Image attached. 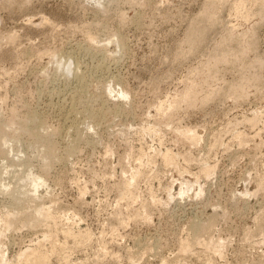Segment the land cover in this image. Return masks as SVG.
<instances>
[{
  "label": "rangeland",
  "instance_id": "obj_1",
  "mask_svg": "<svg viewBox=\"0 0 264 264\" xmlns=\"http://www.w3.org/2000/svg\"><path fill=\"white\" fill-rule=\"evenodd\" d=\"M223 1L0 0V137L20 139L7 142V156H0V256L6 264H16L31 249L45 254V264H264V186L256 182L264 180V15L257 0H245L242 11L251 12L234 11L239 15L233 12L236 0ZM214 7L215 21L199 20ZM200 26L204 35L191 41ZM9 33H15L13 41ZM229 35L232 49L251 40L242 61L260 62L259 69L246 71L259 82L246 86L243 97L229 89L238 81L241 60L219 61L212 72L205 66L214 41ZM61 51L71 57V69L80 63L90 106L107 98V112L95 129L85 128L83 115H70L72 105L80 109V96L74 69L67 73L64 59L57 61ZM191 81L210 97L174 110L172 121L161 116L157 106ZM108 86L125 88L128 96L107 97ZM115 106L124 110L113 113ZM28 111L42 120L40 132L53 137L59 156L65 157L69 139L78 133L88 143L81 138L68 159L47 161L42 145H30L21 131ZM71 119L79 121L80 132L69 126ZM177 125L196 128L198 145L179 138ZM165 149L178 154L175 164L163 163L159 153ZM204 163L214 166L210 175L200 171ZM30 171L47 178L35 194L24 180ZM185 181L191 189L178 195ZM245 189L249 194L240 195ZM11 193L21 200L12 201ZM142 205L145 213L135 216ZM40 208L55 221L27 219ZM213 220L200 239L208 246L221 241L219 254L192 246V237L186 253L180 252L188 226L203 228ZM69 227L88 240L76 242L65 233ZM54 239L65 242L62 251H53Z\"/></svg>",
  "mask_w": 264,
  "mask_h": 264
},
{
  "label": "bare ground",
  "instance_id": "obj_2",
  "mask_svg": "<svg viewBox=\"0 0 264 264\" xmlns=\"http://www.w3.org/2000/svg\"><path fill=\"white\" fill-rule=\"evenodd\" d=\"M223 1V0H222ZM256 1V0H255ZM254 1V2H255ZM259 1V2H258ZM224 2V1H223ZM246 2H248V1H245V0H236L235 1V3L233 4L232 3V5H233V12L235 11V12H238V11H242L244 8V6H245V3ZM250 2H251V0H250ZM249 2V3H250ZM257 2L259 3L258 5L260 6V9H259V13H261V16L262 15H264V0H257ZM256 3V2H255ZM248 4V3H247ZM216 7H217V5H216ZM216 7H214L211 11H209V10H203V13H201V15H200V17H199V20L200 21H206L207 20V22H209V20H212V21H215L216 20V12H215V10H216ZM218 8V7H217ZM230 8V7H229ZM243 8V9H242ZM241 9V10H240ZM248 9V11H250L251 12V10H249V8H247ZM218 10V9H217ZM231 10V9H230ZM247 10L246 11H242V13H245L246 14V12H248ZM234 12V13H235ZM250 12H248V13H250ZM240 14V15H243V14ZM247 13V14H248ZM256 13V12H255ZM235 14H238L239 15V13H235ZM234 14V15H235ZM245 14L243 15V16H245ZM250 14H248V16H249ZM198 15H196V17H197ZM245 19H246V17H244ZM46 19V18H45ZM44 19V20H45ZM48 19V18H47ZM209 19V20H208ZM247 19H249V18H247ZM43 20V19H42ZM217 20H219V19H217ZM46 21V20H45ZM202 21V22H203ZM48 22V21H47ZM210 23V22H209ZM211 23H213V22H211ZM215 23H217V22H215ZM214 24V23H213ZM218 24V23H217ZM252 24V23H251ZM251 27V26H250ZM233 28V27H232ZM253 28V27H252ZM194 31H193V37H192V39H191V41L193 40V41H196L197 39L199 40V38L200 37H202L203 35H204V33H205V31H204V26H200V27H197L196 29H193ZM233 31V30H232ZM249 31V30H248ZM255 31V30H254ZM250 32H252V30H250ZM239 33V32H238ZM246 33V32H245ZM255 34V33H254ZM242 35H244V34H242ZM246 35V34H245ZM244 35V36H245ZM247 35H249V33H247ZM247 35L245 36V37H247ZM251 35H253V33L252 34H250L249 35V37L251 36ZM228 36V35H227ZM7 37H8V40H10V41H13L14 40V38H15V33H9L8 35H7ZM226 37V36H225ZM241 37V36H240ZM254 37V36H253ZM227 38V37H226ZM231 38L232 37H230V35H229V37H228V39H222L219 43L217 42L216 44H215V41H214V45L213 46H211L210 47V52H211V56L210 57H212V59H210V60H206L205 61V66H206V68L207 69H209V70H211V69H213L214 67H215V65L217 64V62H219V61H223V60H226L227 59V61H229V64H233V63H236V61H237V63H240L241 62V64L240 65H242V68H241V71L238 73V75L240 74V76H239V78H238V81L236 82V83H231V84H233V85H231V87L229 88L230 89V93H233V94H235V96H241V97H243L244 95H246V94H244V92H245V87L246 86H248V85H250V84H252V85H256L259 81H258V76H255V74H247V72L250 70L249 68H256L257 67V69H259V63L260 62H258L259 60L258 59H256V60H249L250 62H244V61H242L243 60V52H245L244 50H246V48H251V46L252 45H250L249 46V43L251 42V40H250V42H249V40H247L246 39V41L245 40H243L244 42H247L248 43V46H247V44L244 46L243 44V46L242 45H240L241 43L239 42V45L240 46H242V47H238V48H236V49H232V47L230 48V40H231ZM236 39V38H235ZM234 39V40H235ZM238 39V38H237ZM233 40V41H234ZM239 40V39H238ZM243 41H241V42H243ZM253 41V40H252ZM189 43H190V41H188ZM234 43V42H233ZM251 44V43H250ZM253 44H255L254 42H253ZM190 45V44H189ZM191 45H193L192 44V42H191ZM191 45H190V47H191ZM235 45V44H234ZM28 48V47H27ZM209 51V50H208ZM247 52V51H246ZM58 53V52H57ZM62 53V51L60 52V53H58L57 54V57H58V62H60L62 59H64V66H65V72H71L70 70H72V69H74V73H75V75L76 76H74V77H76L75 79H76V87L78 88V92L77 93H79V95H78V97H75V100H77L76 98H78V102H79V104L77 103V105H79L80 106V109L78 110V108H76V107H74V103H73V100H72V103L74 104V105H72L73 106V108H72V106L70 107V108H72L71 109V114L70 115H74V114H80V116H82L83 115V117H85L86 119L84 120V121H86V120H88L87 122L88 123H86V122H84V121H81V122H84V124L86 123L87 124V127H85V128H88V129H95V126L96 125H98V123L100 122L101 123V120L102 119H104L103 117L105 116V114H106V109L104 108V103L106 102V100H107V98H105L106 100H105V102L104 103H102L103 105H98V107H93V106H90V99L88 98V97H86V96H88V95H84L85 94V92H86V94H87V91H85V90H87V88H86V86H87V83H86V79H85V75H84V73L83 72H81V70H80V63L78 64L77 63V61L76 62H74V63H76L75 65H74V67L71 69V63H72V59H71V57L69 56V57H67L66 58V55L64 56L63 54H61ZM47 54V53H46ZM67 54V53H66ZM208 54H209V52H208ZM212 54H213V56H212ZM68 55H69V53H68ZM210 55V54H209ZM208 55V56H209ZM49 56V55H48ZM51 57H50V59L49 60H54L56 57V55H55V53L54 54H52L51 53V55H50ZM55 57V58H54ZM210 57H208V58H210ZM54 58V59H53ZM76 58V57H75ZM207 58V59H208ZM238 60L240 61V62H238ZM220 64V63H219ZM239 65V64H238ZM261 65V64H260ZM205 68V67H204ZM203 68V69H204ZM206 69V70H207ZM249 69V70H248ZM257 69H256V71H257ZM202 69H200V71H201ZM216 70H219V69H217L216 68ZM215 70V71H216ZM238 70V69H237ZM203 71V70H202ZM247 71V72H246ZM254 71V70H253ZM64 72V73H65ZM210 72H212V70L210 71ZM250 72V71H249ZM83 73V74H82ZM205 73H206V71H205ZM213 73H214V71H213ZM253 73V72H252ZM258 73V72H257ZM203 74H204V72H203ZM210 74V73H209ZM212 74V73H211ZM203 76V75H202ZM208 76V75H207ZM87 78V77H86ZM92 78V77H91ZM195 78V77H194ZM205 79V78H204ZM193 81H195V82H198L196 79H194ZM193 81H191V82H189V84L187 85V87L183 90V91H181L180 93H178V94H176V95H171V97H169L165 102H161L158 106H157V111H158V113L161 115V116H163V117H166V118H169V119H171V118H173L174 119V116H173V114H174V110H177L178 108H180L182 105H186V106H195L196 104H197V102L199 101L201 104L205 101V99H208L210 96L209 95H206V96H203V94L201 93V90L199 89V87L198 86H196V84L193 82ZM201 81V80H200ZM205 82V81H204ZM201 83V82H200ZM263 83V82H262ZM203 85V84H202ZM206 86V85H205ZM230 86V85H229ZM108 87H109V89H108ZM107 88H106V90H108V96L107 97H109V96H111V95H113V96H120V97H124V98H126L127 96H128V91L125 89V88H120V89H118V90H115L114 88H111L110 86H108ZM217 87V86H216ZM249 87V86H248ZM255 87V86H254ZM219 91V90H218ZM73 92V91H72ZM211 92V91H210ZM76 94V93H75ZM244 94V95H243ZM99 95V94H98ZM243 95V96H242ZM73 97V96H72ZM96 97V96H95ZM81 98V99H80ZM99 98V97H98ZM103 98V97H102ZM80 99V100H79ZM94 99V98H93ZM70 100V99H69ZM68 100V101H69ZM102 100V99H101ZM104 101V100H103ZM248 101V100H247ZM77 102V101H76ZM102 102V101H101ZM107 103V102H106ZM107 107V106H106ZM110 108V107H109ZM108 109V108H107ZM182 109V108H181ZM113 110V113L114 112H117V114L119 113V112H122L124 109L123 108H121V107H114V109H112ZM178 111V110H177ZM59 112V111H58ZM110 114V113H109ZM120 114V113H119ZM72 115V116H73ZM78 115H76V116H78ZM41 116V115H40ZM72 116H71V118H72ZM75 116V115H74ZM173 116V117H172ZM66 117V116H65ZM68 117V116H67ZM42 119H43V117H41ZM76 118V117H75ZM78 118V117H77ZM73 119H74V117H73ZM73 119H71V125H69V126H71L72 128H74L75 126H76V124L79 122H77L76 123V120H73ZM81 119H82V117H81ZM21 120V119H20ZM19 120V121H20ZM67 120V119H66ZM42 120H40L39 119V117H38V115L36 114V112L35 111H28L27 113H26V116H25V118L24 119H22V121H20L19 122V124H20V128H21V131L22 132H24V133H27L28 135H29V137H30V140H31V142H30V145H42V150L43 151H45V153H46V156H45V159L48 161V160H51V161H55V160H58L59 158H61V157H64V156H62V154H61V156H59V154H58V151H57V144L55 143V141L52 139L53 137H51L50 135H49V132H47L46 134L47 135H43L42 134V132H43V130H42V132H40V129H42L41 128V122ZM69 121V120H68ZM171 121H172V119H171ZM170 120H166V122H170V123H173V122H171ZM251 121V123L252 122H254V121H252V120H250ZM175 122V121H174ZM66 123V122H65ZM99 123V124H100ZM103 123V122H102ZM165 125H167L166 123H165ZM169 125H171V124H169ZM176 125V124H175ZM180 125V124H179ZM77 126H78V124H77ZM76 126V127H77ZM82 126V125H81ZM75 127V129H73L76 133H77V131L79 130H77V128ZM170 128V127H169ZM175 128V126L173 127V129ZM46 129V128H45ZM67 129V128H66ZM150 130H152L153 132H157V128L156 127H154V126H150V128H149ZM171 130H172V128H170ZM72 130V129H71ZM72 130V131H73ZM57 131H59V130H57ZM57 131H55V132H53V131H51V132H53V133H51V135H53V134H57ZM176 133H177V135H178V137L179 138H181L185 143H187V144H190V145H198V143L200 142V140H201V135L197 132V130H196V128H193V127H189V126H183V127H178V125H177V127H176V129L174 130ZM173 131V132H174ZM66 132H67V130H66ZM78 132H80V131H78ZM75 133V134H76ZM241 133V132H240ZM239 132L237 133V134H239V135H236V137L239 139V141H241V135L242 134H240ZM175 134V133H174ZM58 135H59V133H58ZM80 133H78V136L80 137ZM78 136H76V137H74L73 136V138H72V141L69 139V141H70V143L68 144V147H66L65 148V146H67V145H64V150H66V153H65V151H64V153H65V157L64 158H66V159H68L69 158V156L70 155H72V154H74L76 151H77V149H78V146H79V143H80V139L82 138V136H81V138L80 139H77V137ZM241 136V137H240ZM78 137V138H79ZM68 138H69V136H68ZM74 139V140H73ZM83 139V138H82ZM243 139V138H242ZM61 140H62V138H61ZM84 140V139H83ZM181 140V141H182ZM9 141H11V142H13V143H18V142H20V139L19 138H17V137H13V138H10V137H8V136H6L5 134H2L1 135V137H0V156L2 155L4 158L7 156V151H5L2 147L7 143V142H9ZM68 141V142H69ZM180 141V142H181ZM84 142L85 143H88V141L87 140H84ZM241 143V142H240ZM28 145H29V143H28ZM37 147V146H36ZM196 147V146H195ZM62 148V147H61ZM63 152V151H62ZM63 153V154H64ZM159 154H161V159H162V161H163V163L164 164H175L176 163V161L178 160V154L177 153H174L172 150H170V149H165V151L163 150L162 152L160 151V153ZM185 156H187V155H185ZM190 157V156H189ZM184 158H186V157H184ZM191 159V158H190ZM61 161H63V159H60ZM205 162V161H204ZM201 164V163H200ZM202 167H201V172L202 173H204L205 175H210L212 172H213V170H214V166H212V165H209L208 163H204L203 165H201ZM199 171V172H200ZM197 177V176H196ZM24 180H26L27 182H28V184H30V186H31V188H32V190H31V192H33V194H35V192H36V190L39 188V187H41L43 184H45L46 183V181H47V178L44 176V175H42V174H39V173H34V172H28V173H26L25 174V176H24ZM258 179H256V182L257 183H259V185H260V187L261 188H263V186H264V180L263 179H259L258 181H257ZM191 186H192V183L191 182H189V181H185V182H181V184H180V186H179V188H178V191H177V194L178 195H183V194H185L189 189H191ZM3 189V185H0V191ZM254 191V190H253ZM168 198L170 199V198H173V195H172V193L168 190ZM201 193V188L198 190V192L196 193V195H199ZM239 193H241L240 195H247V194H249V190L248 189H245V191H239ZM12 194V201H16V203L18 202V199L19 200H21V197H19V194H17V195H14L13 193H11ZM124 195H129V194H124ZM250 195L252 196V193H250ZM151 203H160V201L159 200H155V199H152V202ZM264 206V205H263ZM263 208V207H262ZM262 211H264V209H262ZM261 211V215L259 216L261 219V221H259V223L260 224H264V213ZM143 213H145V210H144V205H142V206H138L137 207V209H136V211H134V215L135 216H138V215H142ZM260 213V212H259ZM9 216V215H8ZM8 216H7V223L5 224V227L7 228V229H9L12 225H13V222L8 218ZM40 217L42 218V219H47V220H49V219H52L53 221H55V217L54 216H52L50 213H49V211L47 210V209H44V208H40V209H38V210H36L35 211V213H33V214H31L27 219L28 220H30V221H36L37 219H40ZM146 220H149L148 218V216L146 215ZM25 219V218H24ZM117 220L120 222V223H124V221H123V219H121V218H117ZM256 220V219H255ZM258 222V221H257ZM262 222V223H261ZM213 223H214V220L212 221V222H210L208 225H206V226H204L203 228H197L195 225H191V226H188L187 227V232H185L186 233V236H185V238H183L182 240H180L179 241V245H180V252H182V253H186V250L189 248V240H188V238L187 237H192L194 240H193V243H192V246H194V245H201L202 246V248H203V250H205V252H207L208 250H210V251H213V253L214 254H219V249H218V246L219 245H221V241H219L218 242V244H213L212 246H208V241L206 242V241H203V240H201L200 239V236L203 238V236H205L204 234V231H206V233H207V230L209 231V229L212 227V226H214L213 225ZM258 223V224H259ZM261 225V226H262ZM264 226V225H263ZM261 228V227H260ZM73 228L72 227H69V228H67L66 230H65V233L67 234V235H70V236H73V238L76 240V242L77 241H81V242H83V241H86V240H88V237H86V236H84V235H82V234H76V232L74 231V230H72ZM262 229V228H261ZM211 230V229H210ZM262 231V230H261ZM1 232H2V230H0V235H1ZM201 232H203V233H201ZM253 232V231H252ZM263 234H264V232H263ZM262 234V235H263ZM46 235L45 234H43L42 235V238H44ZM264 236V235H263ZM205 239V238H204ZM264 239V238H263ZM53 240V239H52ZM65 242H58L57 240H55L54 239V241H52V249H53V251H62L63 249H64V247H65ZM24 252H22L19 256H18V258H17V260H16V264H45V258H46V256H45V254H43L42 252H40L39 250H37V249H31L30 251L29 250H23ZM216 252V253H215ZM207 253H209V251L207 252ZM0 264H6V259H5V257L4 256H0Z\"/></svg>",
  "mask_w": 264,
  "mask_h": 264
}]
</instances>
